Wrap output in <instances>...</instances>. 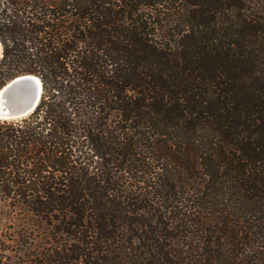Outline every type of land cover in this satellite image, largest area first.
I'll return each instance as SVG.
<instances>
[{"label":"rangeland","instance_id":"374dc122","mask_svg":"<svg viewBox=\"0 0 264 264\" xmlns=\"http://www.w3.org/2000/svg\"><path fill=\"white\" fill-rule=\"evenodd\" d=\"M11 1L0 89L42 90L0 118V264H264V0Z\"/></svg>","mask_w":264,"mask_h":264},{"label":"water","instance_id":"95a60500","mask_svg":"<svg viewBox=\"0 0 264 264\" xmlns=\"http://www.w3.org/2000/svg\"><path fill=\"white\" fill-rule=\"evenodd\" d=\"M0 95V118L20 117L34 110L41 97L40 80L23 74L10 80Z\"/></svg>","mask_w":264,"mask_h":264},{"label":"trees","instance_id":"16d2710c","mask_svg":"<svg viewBox=\"0 0 264 264\" xmlns=\"http://www.w3.org/2000/svg\"><path fill=\"white\" fill-rule=\"evenodd\" d=\"M10 3L12 7H14L15 9H18L20 6L19 0H12ZM231 7L234 9L237 6L232 5ZM202 27L204 29L206 40L208 42L210 43L219 42L222 38V40H224L223 46L226 47L227 49L232 48L233 44H235L236 42L235 40L239 36L241 30V26L239 24L238 26H234L233 24L215 26V25H211L210 23L209 24L202 23ZM249 36L252 40L250 50H252L253 54L257 55L258 57L263 56L262 54H264V33H262L261 31L255 32L251 30ZM1 162H4V159L3 157L0 156V164Z\"/></svg>","mask_w":264,"mask_h":264},{"label":"bare ground","instance_id":"6f19581e","mask_svg":"<svg viewBox=\"0 0 264 264\" xmlns=\"http://www.w3.org/2000/svg\"><path fill=\"white\" fill-rule=\"evenodd\" d=\"M1 93H2V89L0 90V95H1Z\"/></svg>","mask_w":264,"mask_h":264}]
</instances>
